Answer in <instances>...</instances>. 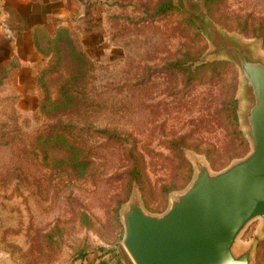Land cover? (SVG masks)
Instances as JSON below:
<instances>
[{"label": "rangeland", "instance_id": "rangeland-1", "mask_svg": "<svg viewBox=\"0 0 264 264\" xmlns=\"http://www.w3.org/2000/svg\"><path fill=\"white\" fill-rule=\"evenodd\" d=\"M90 1V12L84 19L77 12L72 27L97 65L88 107L86 115L67 114L60 121L84 127L77 147L91 156V174L82 175L54 154L44 160L41 152L21 150L50 123L36 112L43 90L22 88L18 76L0 68V264H134L122 244L120 217L133 194L161 213L189 185L192 155L219 171L211 160L228 166L241 158L229 159L233 153L251 149L247 138L246 149L234 139L233 124L222 112L233 73L220 68L217 79L186 84L170 64L197 55L195 65L226 61L208 55L209 33L190 13L209 17L264 56V0H222L215 4L218 20L204 0ZM164 3L174 7L157 15ZM234 66L239 119L241 73ZM66 77L63 69L49 78L50 100ZM181 136L188 144L182 146L185 160L171 144ZM137 163L141 181L130 183L128 171ZM241 243L254 246V263L264 264L261 219L248 225Z\"/></svg>", "mask_w": 264, "mask_h": 264}, {"label": "water", "instance_id": "water-1", "mask_svg": "<svg viewBox=\"0 0 264 264\" xmlns=\"http://www.w3.org/2000/svg\"><path fill=\"white\" fill-rule=\"evenodd\" d=\"M190 16L209 33L208 55L240 70L239 119L251 149L219 171L192 155L189 185L161 213L149 211L133 194L120 210L122 244L134 264H255L254 246L244 247L241 236L256 219L264 230V56L209 17Z\"/></svg>", "mask_w": 264, "mask_h": 264}, {"label": "trees", "instance_id": "trees-1", "mask_svg": "<svg viewBox=\"0 0 264 264\" xmlns=\"http://www.w3.org/2000/svg\"><path fill=\"white\" fill-rule=\"evenodd\" d=\"M208 8L209 14L216 20L215 4L222 0H204ZM170 3L162 4L157 15L165 14L169 9L174 7ZM192 26L196 24L188 19ZM36 49L48 59L47 64L37 75V89L43 90V95L39 101L37 113L42 114L50 121L44 129H39L32 137L28 145H24L21 150L30 154L42 153L47 160L51 155L61 157L60 159H68V163L73 170H78L82 175L86 171H90L93 165L91 156L86 155L84 149L77 147L80 133L84 131L83 126L66 124L60 121V118L67 115H86L89 96L87 94L88 85L94 80L97 68L96 61L93 60L85 50V46L79 33L70 27L62 26L55 35L40 30L35 37ZM204 47L201 49V52ZM200 55L195 58L185 60H176L170 64L171 70L175 73L185 75L186 84L199 82L211 78L217 79L220 75V68H227L233 73L232 84L223 97L222 112L224 117L228 116L233 124L232 133L235 140L248 147V141L240 129L237 106L238 101L236 92L238 88V79L236 78V67L228 61H212L195 65L194 60H198ZM67 71V77L59 88L58 97L50 100L49 78L59 73L61 70ZM76 132V134L74 133ZM80 132V133H78ZM174 148L178 149L179 158L185 160L182 154V146L188 145L186 136H181L171 142ZM247 150H241L239 153H233L231 158L242 157ZM66 155V156H65ZM132 155V154H131ZM55 161H61L52 159ZM212 165L216 167L222 166L218 161L211 160ZM190 168V167H189ZM190 174L192 172H189ZM91 174V171H90ZM143 174L140 165L134 164L128 171V180L130 183L141 181Z\"/></svg>", "mask_w": 264, "mask_h": 264}, {"label": "crops", "instance_id": "crops-1", "mask_svg": "<svg viewBox=\"0 0 264 264\" xmlns=\"http://www.w3.org/2000/svg\"><path fill=\"white\" fill-rule=\"evenodd\" d=\"M2 6L0 68L18 76L15 82L22 88L31 84L37 89V75L48 59L36 49V33L43 30L55 35L62 26L74 27L75 14L80 12L84 19L85 13L90 12L91 1L2 0Z\"/></svg>", "mask_w": 264, "mask_h": 264}, {"label": "built area", "instance_id": "built-area-1", "mask_svg": "<svg viewBox=\"0 0 264 264\" xmlns=\"http://www.w3.org/2000/svg\"><path fill=\"white\" fill-rule=\"evenodd\" d=\"M2 0H0V22L2 21L3 18V9H2Z\"/></svg>", "mask_w": 264, "mask_h": 264}]
</instances>
